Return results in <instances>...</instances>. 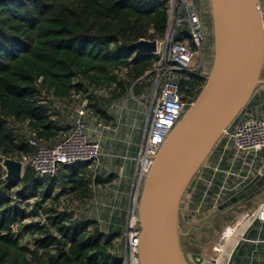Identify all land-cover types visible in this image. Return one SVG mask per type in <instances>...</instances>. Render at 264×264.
<instances>
[{"label":"trees","instance_id":"obj_1","mask_svg":"<svg viewBox=\"0 0 264 264\" xmlns=\"http://www.w3.org/2000/svg\"><path fill=\"white\" fill-rule=\"evenodd\" d=\"M168 8V0H0V161H27L35 150L29 141L50 148L71 132L60 136L65 131L53 121L43 95L64 103L84 97L89 89L108 91L109 100L125 98L129 89L135 95L143 92L142 80L148 79L159 57L129 46L162 40ZM175 40H187L195 50L184 27ZM177 80L186 103H192L205 84L196 70L177 74ZM86 100L92 103L94 98L88 94ZM250 104L231 127L243 114L249 118L245 113ZM88 111L108 122L100 105L89 104ZM90 164L94 162L61 166L54 177H37L26 164L21 179L12 181L4 179L0 167V264H122V257L113 254L114 238H107L99 223L78 221L66 210L43 211L46 201L56 208L60 199L83 203L90 191ZM217 190L210 187L206 206L212 207ZM194 199L197 206L201 198ZM41 212L42 222L24 224ZM24 236L28 242H22Z\"/></svg>","mask_w":264,"mask_h":264},{"label":"water","instance_id":"obj_2","mask_svg":"<svg viewBox=\"0 0 264 264\" xmlns=\"http://www.w3.org/2000/svg\"><path fill=\"white\" fill-rule=\"evenodd\" d=\"M213 42L210 73L153 160L141 184L134 210L140 228V264H214L185 254L180 239V209L190 183L226 129L264 84V27L259 0H209ZM156 53V41L129 46ZM7 181L21 179L20 161L1 158ZM264 191V175L255 176L225 206L244 204L251 191ZM253 196L247 199L251 201ZM72 212L69 215L72 217Z\"/></svg>","mask_w":264,"mask_h":264},{"label":"built area","instance_id":"obj_3","mask_svg":"<svg viewBox=\"0 0 264 264\" xmlns=\"http://www.w3.org/2000/svg\"><path fill=\"white\" fill-rule=\"evenodd\" d=\"M168 2L167 30L164 38L156 41V53L153 55L158 56L159 60L150 72L155 77L152 91L154 107L150 109V119L147 120L148 129L146 132L144 131L135 159L137 187H141L159 149L191 105L181 99L177 74L183 75L196 70L192 66V61L196 53L201 52L205 43L204 28L192 0H168ZM260 7L264 27V0H260ZM183 27L195 50L190 49L187 40L184 43L175 40L176 35ZM182 38L185 40L184 33ZM77 115L71 132L53 147L48 148L29 141V145L35 150L28 160V164L37 177H54L61 166H80L86 162H96L100 158L99 143L91 141L87 136L83 121L84 111H77ZM97 126L101 125L98 123ZM102 129L105 128L102 127ZM217 144L218 165H221L225 159H229V168L224 170L217 165L212 169V178L204 181L208 189L195 209L198 215L202 211L208 190L212 187L215 174L230 175L237 161L246 162L251 155L264 149V118H248L239 121L224 131ZM198 179L203 180L201 176H198ZM223 190L225 188L221 186L214 194L212 208L217 205ZM248 221L264 223V194L255 211L243 215L242 223ZM17 229L18 226L14 225L13 231L16 232ZM231 232V229L226 231L228 234ZM139 242L140 228L133 209L125 229L122 264H140ZM214 264L217 263L214 262Z\"/></svg>","mask_w":264,"mask_h":264},{"label":"crops","instance_id":"obj_4","mask_svg":"<svg viewBox=\"0 0 264 264\" xmlns=\"http://www.w3.org/2000/svg\"><path fill=\"white\" fill-rule=\"evenodd\" d=\"M204 19L205 18H202L201 20L206 26L208 21ZM260 86L261 87L257 88L251 98V104L248 109L249 118H264V84ZM87 136L91 141L99 143L96 133H87ZM96 137L97 139H95ZM123 144L126 145L129 143L125 142ZM132 145L134 144L132 143ZM99 146L101 150L100 143ZM138 152L139 146L138 148L133 147V150H131L129 154H127L125 150L122 158L120 157L122 162L119 160V156H112L113 158H118V160L112 159V162L116 163L113 164L112 168H106L103 164L100 167L99 162H104L105 158L111 155L106 157L107 154L101 151L102 155L99 158L101 161L98 160L95 164H90L88 168L91 172L94 170V167L100 171L97 175L92 172L91 185L89 187L90 191L87 193V197L84 199L83 203L78 200H73V203L77 207L85 204L87 208L91 209L92 214L94 209L97 210V207L104 206L103 203H105V199L102 198L104 190H108L110 193L112 192L114 183L117 181L116 176L120 181H124L125 183L123 186L118 189L115 185L116 190L114 191V195L116 197L118 196V203H120L118 210L122 213L121 216L124 223L122 233L124 239L128 217L134 209V203L140 191V187H137V179L135 176L137 168L135 159L137 158ZM217 154L218 152L216 155L209 156L207 162L198 174L203 180H199L198 176H196L189 192L185 193L183 197L180 220L181 227H184L186 233L182 235V248L188 254L200 255L203 259L213 261V263L216 262L217 264H264V223L257 221L242 223L243 215L251 214L255 211L264 191L258 198L256 197L244 204L240 202V204L225 206L226 203L230 201L244 185L251 182L255 176L264 175V149L260 150L255 155H251L246 162L242 163L241 160L237 161L230 175L222 173L215 174L212 187L214 185V187L219 189L221 186H224L225 190L221 192L222 196L217 202V205L213 208L203 204L202 211L200 212L203 216L201 215V217L200 215L194 214V208L197 207V199L195 200L194 197L197 196V198H201L202 200L204 190L206 191L208 189L204 181L212 178V169L219 164ZM107 160L110 161V159ZM218 167L224 170L228 169L229 159H225ZM112 169L113 173L110 171ZM111 174H115L116 176L111 177ZM246 177L247 179H244ZM96 178L98 179L97 183L95 182ZM99 195L102 197H99ZM95 206L97 207L95 208ZM91 218V220H96L98 222L97 216L92 214ZM228 229L232 231L230 234L226 233ZM196 232L197 235L200 236L198 239L195 237L197 236L195 235ZM209 243H212V246H210ZM194 248H196V251ZM199 249H202V251ZM203 249H205L204 252L210 249L211 253L213 251L214 256H207L206 253L203 252Z\"/></svg>","mask_w":264,"mask_h":264},{"label":"rangeland","instance_id":"obj_5","mask_svg":"<svg viewBox=\"0 0 264 264\" xmlns=\"http://www.w3.org/2000/svg\"><path fill=\"white\" fill-rule=\"evenodd\" d=\"M192 2L198 12L200 20L202 18H205L204 20L208 21L209 24L208 26H205L202 23V25H204L206 28V31H204L205 43L202 46L201 52L200 53L197 52L196 56L192 61L193 68H195L196 71L206 80V78L210 73L213 62V42H212L210 5H209V0H192ZM205 46L207 47L206 51L204 50ZM148 76H149L148 79L145 78L144 80H142L143 92H141L139 95H135L133 91L129 89L128 95L125 98L119 100H109L108 91L104 89L98 90L96 92L90 89L88 90V94L94 98V101L92 103L86 100L88 94L84 95V97H73L70 102H64V103L44 95L42 96V99L47 104L48 112L51 115L53 121H55L65 131L64 133L60 134L61 137L63 135L68 134L72 130L71 128L76 118V110L84 111L83 121L85 124L86 132L88 134L96 133L98 139L97 137L95 139L99 140V143L101 145L100 151H102V153L107 154L106 157L111 155L110 156L111 158L107 157L105 158L104 162L102 163L99 162V166L101 167L103 164L104 166H106V168L107 167L112 168L113 164L116 163L112 161L118 160V158H113L112 156H119V160L122 162L121 158L124 154V151L126 150L127 154H129L131 150H133V147L138 148V146H140L141 144L144 131L146 132V129H148L149 124L147 120L150 119L149 112L150 109L154 107V102H152V94H153L152 91H153V85L155 79V77H153V75L151 74H149ZM261 80H264V70L261 75ZM148 83H150V85L145 87L144 85H147ZM260 87L261 86H259L258 88ZM95 103L100 105L103 108V110L106 112V115L108 116L107 123H105L103 120L99 121L97 116L95 117L89 113L88 111L89 104H95ZM246 114L248 113L246 112L245 115ZM245 117L246 116H244L243 114L241 118H239V121L243 120V118ZM98 123L101 125L100 127L97 126ZM102 127L105 129H102ZM27 139L28 138H25V141H27ZM125 142L129 144L126 145L123 144ZM132 143L134 145H132ZM215 151L216 153L218 152V146ZM216 153H214V155H216ZM107 159H110V161H108ZM21 163H22V168L24 169L25 165L28 164V160L21 161ZM99 171L100 170L95 169V167L94 170H92V172L96 173V175L97 173H99ZM110 171L112 172L113 169ZM115 176H116L115 174H111V177H115ZM116 180H117L115 182L116 184L114 183V188L112 189L111 193L108 190H104L103 197L99 195V197L105 199V203H103L104 206H100V207L95 206V208L97 207V210L94 209L92 214L94 216H97L98 222L96 220L94 221L99 223L100 229L105 234V236L107 238H114L113 244L115 245V250L113 251V254L117 255L118 257H122V252L124 249V238L122 233L124 223H123V218L121 216L122 213H120V211L118 210V206H120L119 205L120 203H118V196L116 197L114 195V191L116 190L115 188L116 186L118 189L122 187L125 182L120 181L119 178H117V176H116ZM34 202L35 201L32 199L30 200L28 205H31L32 207ZM60 202H61V206H59V208H56L55 206L50 205V201H46L42 205V207L45 208L43 211L48 213L53 208H55L58 212L65 210L69 212L71 211L73 213L72 217H74L78 221L92 219L91 209L87 208L85 204L80 207H77L73 203L74 201L72 199H67V198L64 200L60 199ZM26 210H28V208H26ZM44 212H41L39 216H34L33 214L29 219L25 220L24 224L30 225V224H35L36 222H42V220L45 218ZM199 215L201 216L202 213H200ZM180 219H181V212H180L179 220ZM180 227H181V220H180ZM181 229H182V234H185L186 231L184 227H181ZM114 234H117L116 238L113 237ZM195 235H197V232L195 233ZM195 237L196 239H198L200 236L197 235ZM29 239H30L29 236H24L22 242H28ZM180 242L182 246L183 244L182 237L180 239ZM209 245L212 246V243H209ZM194 250L196 251V248H194ZM199 250L202 251V249ZM204 251L205 249H203V252ZM204 253H206V255L210 257L214 256L213 251L211 253L210 249H208Z\"/></svg>","mask_w":264,"mask_h":264},{"label":"flooded vegetation","instance_id":"obj_6","mask_svg":"<svg viewBox=\"0 0 264 264\" xmlns=\"http://www.w3.org/2000/svg\"><path fill=\"white\" fill-rule=\"evenodd\" d=\"M203 28H204V31H206V28H205L204 25H203ZM258 192H259V190L254 191V192H253V191L250 192V194L247 195V196H244L243 199H242L241 201L244 200L245 202H247V199L250 198V197H252V196H253V199L256 198V197L258 198V197L262 194L263 191H262L261 193H259V194H258ZM245 202H244V203H245ZM238 203H240V201H239ZM183 250H184V249H183ZM183 252H184L185 254H188L187 252H185V250H184Z\"/></svg>","mask_w":264,"mask_h":264}]
</instances>
